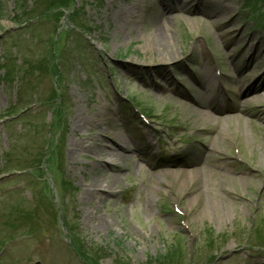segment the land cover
Wrapping results in <instances>:
<instances>
[{"label":"rangeland","instance_id":"374dc122","mask_svg":"<svg viewBox=\"0 0 264 264\" xmlns=\"http://www.w3.org/2000/svg\"><path fill=\"white\" fill-rule=\"evenodd\" d=\"M263 90L264 0H0V264H264Z\"/></svg>","mask_w":264,"mask_h":264},{"label":"bare ground","instance_id":"6f19581e","mask_svg":"<svg viewBox=\"0 0 264 264\" xmlns=\"http://www.w3.org/2000/svg\"><path fill=\"white\" fill-rule=\"evenodd\" d=\"M153 36H154V40L156 43H164L163 41V34H162V30L159 29V28H156L154 30V33H153ZM212 76H208L207 80L211 79ZM254 85V88H258L260 83L259 81L258 82H255L253 83ZM212 96H214V93H213V90H211L210 88H203L202 91H201V100L205 101L207 99H210ZM194 100V99H193ZM211 105V104H210ZM264 109V108H263ZM260 110L258 111V115L259 116H262L264 115V110ZM205 115H208L209 112H204ZM201 114V113H200ZM202 115V114H201ZM203 116V115H202ZM115 146L117 147L118 151H120V153L122 154H125V153H128L130 150V148L128 147V145L126 144L125 142V139H122L119 141V144H115ZM114 150V149H112ZM111 151H108L106 154L107 156H110L112 155V153H110ZM212 152V150L208 151L205 155V157H209L210 156V153ZM127 157L126 155H123V161H126L127 160ZM183 173L185 174L182 178V180L180 181V183L178 184V188L177 189H181V188H186L187 186H189L190 184H192L193 182L199 180L200 182L203 181V176L205 174H217V172L215 171H212L211 169H209L207 166H204L201 162V164L198 166V168L194 169V170H191V171H183ZM168 174H175L174 171H168ZM218 175V174H217ZM167 181H165L164 179V175H158L157 177V184H155L154 186L151 187V191H155L158 189V187L160 186L161 183H163V185L166 183ZM206 181L204 180V183ZM212 184V183H211ZM102 189L104 191H107V189L105 187H102Z\"/></svg>","mask_w":264,"mask_h":264},{"label":"water","instance_id":"95a60500","mask_svg":"<svg viewBox=\"0 0 264 264\" xmlns=\"http://www.w3.org/2000/svg\"><path fill=\"white\" fill-rule=\"evenodd\" d=\"M32 264H40L38 261H36V262H34V263H32Z\"/></svg>","mask_w":264,"mask_h":264},{"label":"trees","instance_id":"16d2710c","mask_svg":"<svg viewBox=\"0 0 264 264\" xmlns=\"http://www.w3.org/2000/svg\"><path fill=\"white\" fill-rule=\"evenodd\" d=\"M74 27H75V28H78L76 25H74ZM78 29H79V28H78ZM162 258H163V257H162ZM157 259H158V257H157Z\"/></svg>","mask_w":264,"mask_h":264}]
</instances>
